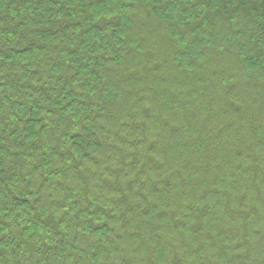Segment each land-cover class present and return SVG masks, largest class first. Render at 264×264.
<instances>
[{"label":"trees","instance_id":"trees-1","mask_svg":"<svg viewBox=\"0 0 264 264\" xmlns=\"http://www.w3.org/2000/svg\"><path fill=\"white\" fill-rule=\"evenodd\" d=\"M0 264H264V0H0Z\"/></svg>","mask_w":264,"mask_h":264}]
</instances>
